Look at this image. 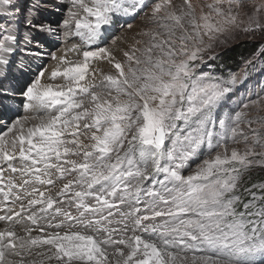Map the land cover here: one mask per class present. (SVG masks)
Segmentation results:
<instances>
[{
  "label": "snow or ice",
  "instance_id": "obj_1",
  "mask_svg": "<svg viewBox=\"0 0 264 264\" xmlns=\"http://www.w3.org/2000/svg\"><path fill=\"white\" fill-rule=\"evenodd\" d=\"M257 32L255 0H0V70L48 61L0 87V264H264V89L221 115L209 68Z\"/></svg>",
  "mask_w": 264,
  "mask_h": 264
},
{
  "label": "rangeland",
  "instance_id": "obj_2",
  "mask_svg": "<svg viewBox=\"0 0 264 264\" xmlns=\"http://www.w3.org/2000/svg\"><path fill=\"white\" fill-rule=\"evenodd\" d=\"M22 2L31 3V0H22ZM194 4H198L201 0H192ZM256 4L264 3V0H255ZM251 11V9H248ZM52 19H57L58 17H51ZM130 24L132 25L131 30H128L126 26ZM123 25V27H121ZM150 25L144 20L143 15L137 16L135 19H120L117 22L113 30L114 36H122L125 35L129 38V41L133 36L136 39H140L137 33H139L142 29L149 27ZM125 33H121V31ZM21 33L24 36H27V30L21 28ZM112 35L108 38V43L111 44ZM240 41H251L252 43L257 44V49L248 56L241 66L234 70H229L228 75H224L222 72L223 68H219L215 65L214 61L209 62V68L211 70V74L217 77H221L224 79H228L229 77L235 76L236 82L232 85V95L227 100L226 106L221 112V115L227 113L230 109H236L241 101H246L247 98L256 99V94L260 93L261 89H264V52L261 51V46L264 45V32H257L256 35L252 38L245 36L241 33L236 39L230 40L227 44L220 45L216 51L220 53L226 47L234 45ZM117 47H124L123 44H118ZM47 51V49L45 50ZM117 58H122L119 53H117ZM47 59L41 60L36 56L24 55L23 54V42H22V51L17 55L16 62L10 66L7 70H0V87L8 90L9 92H13L17 97H19V90L23 88L24 84L27 82L29 77L31 76L32 70L38 64L47 63ZM208 71L209 69H205ZM6 71V77L4 75ZM9 103H12L9 101ZM18 104L19 101L17 100ZM252 118H256L258 116H264V112H260L255 108L249 109ZM239 149L243 150L244 145L238 144L235 145ZM195 165H193L194 167ZM260 168V167H256ZM253 168V169H256ZM37 234V233H36ZM43 249H36L33 253V257L39 261L40 256L36 255V252H42ZM189 256L192 254L189 253ZM13 257V256H10ZM33 257H29L30 259Z\"/></svg>",
  "mask_w": 264,
  "mask_h": 264
},
{
  "label": "trees",
  "instance_id": "obj_3",
  "mask_svg": "<svg viewBox=\"0 0 264 264\" xmlns=\"http://www.w3.org/2000/svg\"><path fill=\"white\" fill-rule=\"evenodd\" d=\"M256 47L257 44L251 41H240L223 49L213 61L219 68H223L224 75H228V71L241 66L245 59L257 49ZM244 179L248 187L251 184L264 183V169H250Z\"/></svg>",
  "mask_w": 264,
  "mask_h": 264
},
{
  "label": "bare ground",
  "instance_id": "obj_4",
  "mask_svg": "<svg viewBox=\"0 0 264 264\" xmlns=\"http://www.w3.org/2000/svg\"><path fill=\"white\" fill-rule=\"evenodd\" d=\"M129 25V24H128ZM126 28H127V26H126ZM125 33L123 30L121 31V33ZM18 96V95H17ZM10 225H9V223L8 222H5V221H0V230H3L4 228H6V227H9ZM14 227H15V230L17 231V233L19 234V235H25V232H24V230H23V228H24V226H21V225H14ZM33 235H35L36 234V232L34 231L33 233H32ZM9 259H17L16 257H8Z\"/></svg>",
  "mask_w": 264,
  "mask_h": 264
}]
</instances>
